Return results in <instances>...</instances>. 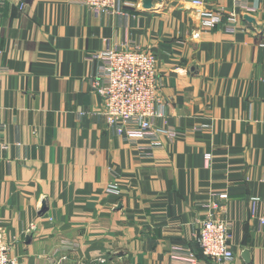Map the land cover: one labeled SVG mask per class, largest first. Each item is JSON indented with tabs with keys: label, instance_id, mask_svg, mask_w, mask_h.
Instances as JSON below:
<instances>
[{
	"label": "crops",
	"instance_id": "1",
	"mask_svg": "<svg viewBox=\"0 0 264 264\" xmlns=\"http://www.w3.org/2000/svg\"><path fill=\"white\" fill-rule=\"evenodd\" d=\"M132 3L101 15L70 0L0 6V229L10 257L172 264L173 246L197 248L192 235L214 200L234 223L233 264H264V0L240 12L236 33L205 28L190 0ZM131 41L157 58L156 126L184 133L163 134L153 157L141 154L147 141L110 129L89 83L90 57Z\"/></svg>",
	"mask_w": 264,
	"mask_h": 264
},
{
	"label": "built area",
	"instance_id": "2",
	"mask_svg": "<svg viewBox=\"0 0 264 264\" xmlns=\"http://www.w3.org/2000/svg\"><path fill=\"white\" fill-rule=\"evenodd\" d=\"M74 4L88 7L96 15L116 13L133 5L132 0H70ZM198 9L199 17L205 28L223 25L225 30L236 33L239 28V16L242 10H254L253 0H233V9H211L205 0H190ZM6 0H0V6ZM122 13H125L122 11ZM200 34L196 33L195 37ZM91 60H96L97 69L89 78L91 89L104 99V115L110 129L117 135L130 141H147L141 147V154L153 157L154 152L164 147L161 136L164 134L174 142L184 133L174 127L159 128L156 119L164 116V109L158 105V91L162 86L158 79L157 58L150 51L127 42L122 47L109 44L99 51ZM6 68L1 67L0 73ZM203 127L195 128L196 131ZM208 161L211 156H206ZM110 191L117 193L116 183L110 185ZM214 198L228 197L227 193H213ZM256 198H254V201ZM208 208L199 228L192 235V245H175L171 249L172 264H233L236 260L234 251V223L227 218L219 217L215 212L219 204L211 201L203 204ZM264 224V218L259 219ZM106 259L100 258L88 264H104ZM0 264H19L10 257V245L0 229Z\"/></svg>",
	"mask_w": 264,
	"mask_h": 264
},
{
	"label": "water",
	"instance_id": "3",
	"mask_svg": "<svg viewBox=\"0 0 264 264\" xmlns=\"http://www.w3.org/2000/svg\"><path fill=\"white\" fill-rule=\"evenodd\" d=\"M145 5H146L147 7H149V6L151 5V2H150V1H146V2H145ZM244 255H245V257H247V255H248V249L245 250ZM246 261H247V263L250 264V260L247 259Z\"/></svg>",
	"mask_w": 264,
	"mask_h": 264
}]
</instances>
